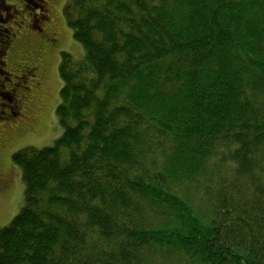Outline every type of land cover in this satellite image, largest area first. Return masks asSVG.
Returning <instances> with one entry per match:
<instances>
[{
	"label": "trees",
	"instance_id": "obj_1",
	"mask_svg": "<svg viewBox=\"0 0 264 264\" xmlns=\"http://www.w3.org/2000/svg\"><path fill=\"white\" fill-rule=\"evenodd\" d=\"M54 145L14 154L0 264H264V0H69Z\"/></svg>",
	"mask_w": 264,
	"mask_h": 264
},
{
	"label": "flooded vegetation",
	"instance_id": "obj_2",
	"mask_svg": "<svg viewBox=\"0 0 264 264\" xmlns=\"http://www.w3.org/2000/svg\"><path fill=\"white\" fill-rule=\"evenodd\" d=\"M55 3L56 0H0V198L12 181L5 169L4 154L12 167L16 153H6L4 129L17 125L21 117L28 118L25 112H31L40 97L43 103L48 102L50 56L54 52L61 56L64 51Z\"/></svg>",
	"mask_w": 264,
	"mask_h": 264
},
{
	"label": "rangeland",
	"instance_id": "obj_3",
	"mask_svg": "<svg viewBox=\"0 0 264 264\" xmlns=\"http://www.w3.org/2000/svg\"><path fill=\"white\" fill-rule=\"evenodd\" d=\"M69 0H56L55 6L58 10L57 23L63 32L61 47L64 51L70 52L76 58L84 55V49L80 42L74 38L73 30L68 26L66 18V6ZM61 56L55 52L50 56V78L48 82L49 98L48 102L43 103V98L36 100L31 112H25V116L18 119L17 125H9L4 129L6 143V153L11 150L19 151L25 147H35L42 149L54 145L62 133L56 109L61 102L60 90L63 82L60 77L59 68ZM15 74H20L17 70H12ZM17 79H14L16 81ZM42 100V101H41ZM43 103L42 105H40ZM34 111V112H33ZM28 119V120H27ZM32 126H35L32 128ZM5 169L11 176L10 189L6 190L0 198V228L10 224L25 204V183L23 180L22 169L14 161L12 167L7 161Z\"/></svg>",
	"mask_w": 264,
	"mask_h": 264
}]
</instances>
